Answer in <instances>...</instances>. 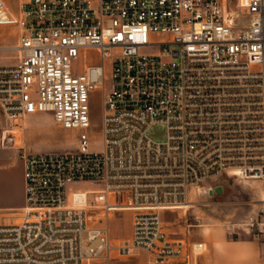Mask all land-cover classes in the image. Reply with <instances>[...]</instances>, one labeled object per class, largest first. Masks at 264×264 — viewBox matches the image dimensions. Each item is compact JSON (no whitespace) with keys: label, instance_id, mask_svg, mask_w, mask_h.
<instances>
[{"label":"built area","instance_id":"2783aa9c","mask_svg":"<svg viewBox=\"0 0 264 264\" xmlns=\"http://www.w3.org/2000/svg\"><path fill=\"white\" fill-rule=\"evenodd\" d=\"M9 2L0 25L21 35L0 45V110L25 204L0 216V264H193L204 246L168 238L162 214L224 175L264 182V0H19L18 13ZM38 114L78 133L77 150L17 146ZM125 212L132 235L113 242L111 215Z\"/></svg>","mask_w":264,"mask_h":264},{"label":"rangeland","instance_id":"374dc122","mask_svg":"<svg viewBox=\"0 0 264 264\" xmlns=\"http://www.w3.org/2000/svg\"><path fill=\"white\" fill-rule=\"evenodd\" d=\"M9 8L17 12L19 0H9ZM21 30L15 24L0 25V45L11 47L20 37ZM86 58L96 61L97 55L93 52L86 53ZM10 65L17 63V54H8ZM103 92L96 91L91 101L92 138L91 148L99 151L102 146L101 125L103 110ZM9 125L0 110V210L15 211L22 207L24 202L23 168L19 160L16 148L4 141ZM17 146L24 147L26 151L49 153L75 152L77 149L78 133L63 130L54 122L53 116L34 115L22 125L19 131ZM157 142H165L166 138L156 137ZM20 141V142H19ZM21 144V145H19ZM223 189V194L198 196L193 191L189 200L193 202L184 210L165 212L162 214L164 230L170 239L188 240L190 231L198 225H214L217 228L230 231V237L234 240L251 239L264 249V206L261 203L264 193V182L243 181L226 175L218 182L212 183ZM96 189V188H92ZM80 194L76 193L75 200H80ZM133 214L131 212L111 215L110 235L113 242H119L131 237L133 226ZM126 259V258H122Z\"/></svg>","mask_w":264,"mask_h":264},{"label":"crops","instance_id":"0c3cea01","mask_svg":"<svg viewBox=\"0 0 264 264\" xmlns=\"http://www.w3.org/2000/svg\"><path fill=\"white\" fill-rule=\"evenodd\" d=\"M4 211L6 210H0V216ZM228 229L208 224L207 226L198 225L191 230L186 241L204 246V251L194 257L193 264H264V249L260 248L257 242L251 239L234 240L230 237ZM111 264L149 263L145 257H138L136 259H121ZM165 264L178 263L168 262Z\"/></svg>","mask_w":264,"mask_h":264},{"label":"water","instance_id":"95a60500","mask_svg":"<svg viewBox=\"0 0 264 264\" xmlns=\"http://www.w3.org/2000/svg\"><path fill=\"white\" fill-rule=\"evenodd\" d=\"M221 194H223V189L218 187V188H216L214 190L207 191L205 196H208V197L212 198L215 195H221Z\"/></svg>","mask_w":264,"mask_h":264},{"label":"bare ground","instance_id":"6f19581e","mask_svg":"<svg viewBox=\"0 0 264 264\" xmlns=\"http://www.w3.org/2000/svg\"><path fill=\"white\" fill-rule=\"evenodd\" d=\"M19 137H20V136H18V138H19ZM19 142H20V141H19ZM19 145H21V144H19ZM262 195H264V193H263ZM75 196H76V194H74V199H75ZM261 203H262L263 206H264V196H263V199H262ZM190 204H191L192 207H193V202H192V201H189L188 204H186V205H184V206L182 207V210H184V208H185V207H188Z\"/></svg>","mask_w":264,"mask_h":264}]
</instances>
